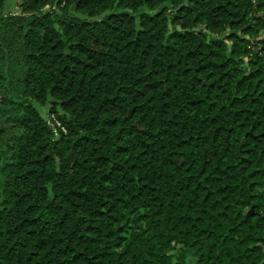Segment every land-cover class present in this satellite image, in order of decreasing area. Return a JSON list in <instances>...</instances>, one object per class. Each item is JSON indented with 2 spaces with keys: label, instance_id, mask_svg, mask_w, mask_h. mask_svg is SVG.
<instances>
[{
  "label": "trees",
  "instance_id": "trees-1",
  "mask_svg": "<svg viewBox=\"0 0 264 264\" xmlns=\"http://www.w3.org/2000/svg\"><path fill=\"white\" fill-rule=\"evenodd\" d=\"M8 2L0 264H264V0Z\"/></svg>",
  "mask_w": 264,
  "mask_h": 264
},
{
  "label": "built area",
  "instance_id": "built-area-1",
  "mask_svg": "<svg viewBox=\"0 0 264 264\" xmlns=\"http://www.w3.org/2000/svg\"><path fill=\"white\" fill-rule=\"evenodd\" d=\"M49 8H53L54 9V8H56V6L54 5V6H47L46 7V9H49ZM13 14H16V12H14ZM47 122L51 126V128L53 129L54 134L56 136H58L60 131L66 132L65 126L54 115H48L47 116Z\"/></svg>",
  "mask_w": 264,
  "mask_h": 264
},
{
  "label": "rangeland",
  "instance_id": "rangeland-1",
  "mask_svg": "<svg viewBox=\"0 0 264 264\" xmlns=\"http://www.w3.org/2000/svg\"><path fill=\"white\" fill-rule=\"evenodd\" d=\"M17 1L18 0H9V2L7 4V10H6V12H13V13L14 12H17L16 6H15V4H16ZM261 34H262L261 36L264 37V32H262ZM40 110H41V112H42V114L44 116L47 115V111H48V108L47 107H41Z\"/></svg>",
  "mask_w": 264,
  "mask_h": 264
},
{
  "label": "flooded vegetation",
  "instance_id": "flooded-vegetation-1",
  "mask_svg": "<svg viewBox=\"0 0 264 264\" xmlns=\"http://www.w3.org/2000/svg\"><path fill=\"white\" fill-rule=\"evenodd\" d=\"M254 16H255V18H260V19L264 20V7L260 8L259 7V3L256 4V9H255V15ZM262 32H264V30ZM261 33H260V35H262ZM262 50H264V47L262 48Z\"/></svg>",
  "mask_w": 264,
  "mask_h": 264
}]
</instances>
